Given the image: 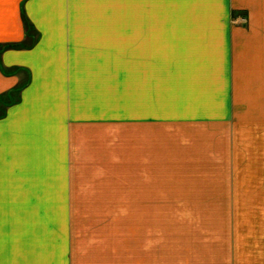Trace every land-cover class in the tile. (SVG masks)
I'll use <instances>...</instances> for the list:
<instances>
[{"label":"crops","instance_id":"obj_1","mask_svg":"<svg viewBox=\"0 0 264 264\" xmlns=\"http://www.w3.org/2000/svg\"><path fill=\"white\" fill-rule=\"evenodd\" d=\"M117 76L154 172L263 159L264 0H0V264H264V180L75 178Z\"/></svg>","mask_w":264,"mask_h":264},{"label":"rangeland","instance_id":"obj_2","mask_svg":"<svg viewBox=\"0 0 264 264\" xmlns=\"http://www.w3.org/2000/svg\"><path fill=\"white\" fill-rule=\"evenodd\" d=\"M29 26V24L27 23ZM30 29V28H29ZM15 44V43H11ZM21 44V43H20ZM9 44L3 45L6 47ZM20 47V46H19ZM117 80L115 82V97H118L120 101L115 100V107H114V125H113V134L111 137L107 134V145L106 140H103V143L100 148V154L97 151L98 155L90 156V159L86 157L87 161H91V163L87 162L86 159L83 158V162L81 163V171L79 170L76 172L75 178L80 179H92L98 180L101 182H115V181H126L127 183H136L139 179H150V178H158V179H166V178H192V179H212V178H234V179H253V180H264V157L263 159L258 157H243L247 163L241 166V170L236 169L235 171L232 170L231 166H226V169L223 168L221 163V172L214 171V172H206L201 171V167L207 168L205 161H200L199 163H193L191 168H195L196 170H192L191 172H181L177 171L176 166L173 165L170 161V157L168 156L169 152V140H162L159 141V149L163 153L158 158L157 161V170L158 172H154L152 165V157L149 160L150 156L148 155V148H146V162L145 165L143 164V160H141V145L139 144V135H138V128H137V119L136 117H131L133 115L132 111L129 112L127 115L123 113L124 110V100L128 95V91L126 90V84H122V77L117 76L115 77ZM119 81V82H118ZM118 82V83H117ZM130 95L132 93H129ZM136 98V91L134 94ZM130 114V115H129ZM136 114V111H135ZM111 142L110 144L108 142ZM166 154V155H165ZM97 158V163L93 162L94 159ZM177 162L179 156L175 155L173 157ZM222 158V157H221ZM193 159H201V157H189L188 161ZM190 160V161H189ZM252 161V163H250ZM216 162H213L215 164ZM151 164V165H150ZM184 163L183 165H185ZM192 164V163H191ZM217 166V164H215ZM213 167V166H212ZM97 168V170H95ZM165 168H167L165 170ZM145 169V171H144ZM197 169H200L198 171ZM225 170V171H224ZM188 175V176H185ZM135 185V184H133ZM132 186L129 188L131 189ZM104 190V189H103ZM136 190V189H135ZM129 203H127L128 210L130 214L128 217L130 218L129 221V235L131 244L136 249V238H137V203H136V195L129 196L128 199ZM117 204V203H116ZM120 204V203H118ZM108 208V205H106ZM113 209L115 211H119L120 205H113ZM105 209V206L100 203L97 205V210ZM127 217V216H126ZM124 223H127L126 219ZM126 226V225H124ZM121 228V225L119 226Z\"/></svg>","mask_w":264,"mask_h":264},{"label":"trees","instance_id":"obj_3","mask_svg":"<svg viewBox=\"0 0 264 264\" xmlns=\"http://www.w3.org/2000/svg\"><path fill=\"white\" fill-rule=\"evenodd\" d=\"M25 23H26V25H27V21H26V18H25ZM27 29L29 30V26L27 25ZM8 46H10V47H19V46H22V44H20V43H15V44H9Z\"/></svg>","mask_w":264,"mask_h":264}]
</instances>
